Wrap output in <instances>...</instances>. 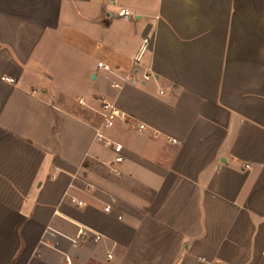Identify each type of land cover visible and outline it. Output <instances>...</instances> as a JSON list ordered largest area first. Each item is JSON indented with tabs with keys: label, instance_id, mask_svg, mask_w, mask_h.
<instances>
[{
	"label": "crops",
	"instance_id": "crops-1",
	"mask_svg": "<svg viewBox=\"0 0 264 264\" xmlns=\"http://www.w3.org/2000/svg\"><path fill=\"white\" fill-rule=\"evenodd\" d=\"M0 264H264V0H0Z\"/></svg>",
	"mask_w": 264,
	"mask_h": 264
},
{
	"label": "built area",
	"instance_id": "built-area-1",
	"mask_svg": "<svg viewBox=\"0 0 264 264\" xmlns=\"http://www.w3.org/2000/svg\"><path fill=\"white\" fill-rule=\"evenodd\" d=\"M110 1V0H106ZM122 15L130 16V12L127 9H123L121 11ZM99 68H103L105 70H110L109 66L105 65L104 63L100 62L98 64ZM152 73L150 72H145L142 77H140L137 72H134L132 75L129 77H126L123 79L122 83H114L113 86L115 88H121L123 86L124 82H141V81H147L152 77ZM4 81H7L9 83H15L16 80L12 77H2L1 78ZM100 111L99 114L101 115L103 119V127L106 129L112 128L117 121H122L125 122L127 121L129 115L120 109H118L114 103H112L110 100H108L105 97L100 98ZM144 129V125H140L139 130ZM96 140L104 143L106 146L110 147L113 149L115 152V159H114V164L111 166V170L114 173H119V168L116 166L117 164H120L124 161V154H123V145L121 143H118L114 141L113 139L107 137L104 132L102 131L101 128L96 129ZM78 205H82V202H78ZM106 210L109 211L110 207H106ZM82 231L80 232V234Z\"/></svg>",
	"mask_w": 264,
	"mask_h": 264
}]
</instances>
